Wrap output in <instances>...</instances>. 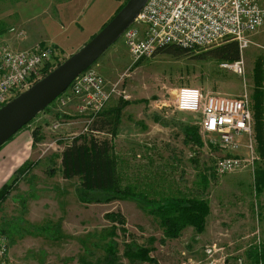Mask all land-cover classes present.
<instances>
[{
  "label": "rangeland",
  "instance_id": "1",
  "mask_svg": "<svg viewBox=\"0 0 264 264\" xmlns=\"http://www.w3.org/2000/svg\"><path fill=\"white\" fill-rule=\"evenodd\" d=\"M24 1L0 0V22L4 23L0 41L8 45L7 35L16 37L8 31L11 26L18 27L16 6ZM117 1L118 5L125 2ZM214 46L188 49L178 55L157 51L132 62L119 37L96 61L108 53H113L114 59L105 61L101 68L92 65L107 86H115L99 112L78 110L79 116L62 113L71 99L82 103L72 95L60 104L67 88L42 109L60 113L63 121L79 119L73 122L72 130H47L44 144L36 145L37 151L42 149L43 156L49 157L48 166L41 164L33 175L22 177L25 164L4 183L11 188L0 202V231L7 240L9 264H254L252 251L264 247L263 194L255 191L253 183L261 160L255 140V158L250 165L217 175L214 161L229 154L211 143L217 139L215 135L198 131L195 115L176 111L172 102L179 88L195 87L203 93L226 96L245 93L251 106L253 91L259 89L264 110V26L249 36L248 45L239 54L241 74L228 66L232 62L207 57ZM57 60L63 59L43 64L41 77L54 66L47 71L44 67ZM255 69L260 71L259 79L255 78ZM123 100L127 102L120 107L115 134H91L111 138L118 184L129 186L148 200H105L107 194L94 192L98 201H81L77 196L79 178L61 176L56 154L72 137L84 134L92 119L106 115ZM187 126L196 129L202 146L186 138ZM237 140L242 143L238 154L247 157L246 137ZM167 196L205 199L208 213L202 231L185 226L176 237L165 236L164 226L149 210L157 205L154 201ZM116 214L122 217L121 222ZM135 247L146 249L154 261L129 260L123 251Z\"/></svg>",
  "mask_w": 264,
  "mask_h": 264
},
{
  "label": "built area",
  "instance_id": "2",
  "mask_svg": "<svg viewBox=\"0 0 264 264\" xmlns=\"http://www.w3.org/2000/svg\"><path fill=\"white\" fill-rule=\"evenodd\" d=\"M263 26L264 0H146L120 37L135 62L166 45L198 49L232 40L240 53L248 45L249 36ZM8 31L16 38L25 34L22 28L15 26L9 27ZM52 55L53 49L49 45L37 44L15 50L0 41V106L37 81L42 75L43 64L50 61ZM228 66L238 74L243 72L240 59ZM114 91L115 86H107L91 66L70 81L61 95L60 104L65 103L68 96L75 95L82 99L78 106L80 112L95 114ZM172 105L176 111L195 115L198 131L215 135L217 139L211 143L221 149L236 150L238 137H246L244 145L248 156H220L213 163L217 175L241 170L251 164L255 158L252 117L245 93L226 96L203 93L195 87H181ZM7 252V240L0 231V264H9Z\"/></svg>",
  "mask_w": 264,
  "mask_h": 264
},
{
  "label": "trees",
  "instance_id": "3",
  "mask_svg": "<svg viewBox=\"0 0 264 264\" xmlns=\"http://www.w3.org/2000/svg\"><path fill=\"white\" fill-rule=\"evenodd\" d=\"M117 6L114 13L120 8ZM113 13V14H114ZM4 29V23L0 22V31ZM188 49L175 45H166L157 51L169 54H182ZM155 51V52H157ZM239 50L235 41L222 42L207 51V57L222 61L233 62L239 59ZM64 59V58H62ZM52 60V59H51ZM61 60L48 64L43 71L57 65ZM255 78L259 79L260 71L255 69ZM262 92L257 89L252 95L253 130L256 141V148L260 155V165L255 168L253 177L254 189L264 195V133L261 115L263 111ZM127 101L123 100L117 106L109 110V113L99 114L87 125L84 134L72 137L68 144H65L59 153L60 174L63 178L77 176L79 183L77 187L78 199L81 201H98L92 194L101 192L107 194L105 200L114 197H134L147 201L143 195L136 193L129 186L121 187L117 181L116 162L111 150V138L96 137L91 134L95 132H107L110 136L115 134L117 118L120 107ZM193 132V134H192ZM90 133V134H88ZM184 135L195 144L200 145L194 127H184ZM16 178L12 179L15 182ZM11 187L3 184L0 187V202L7 196ZM152 201V200H151ZM153 202V201H152ZM157 205L149 210V213L158 217L159 222L164 226L163 234L169 238L176 237L185 226H191L195 232H200L204 226L205 216L208 213L207 201L195 196H167L154 201ZM264 207V196L263 203ZM116 220L122 221V217L116 214ZM124 255L129 260H142L153 262V258L147 254V250L135 247L134 250L124 249ZM254 264H264V250L254 249L252 251ZM260 262V263H259Z\"/></svg>",
  "mask_w": 264,
  "mask_h": 264
},
{
  "label": "crops",
  "instance_id": "4",
  "mask_svg": "<svg viewBox=\"0 0 264 264\" xmlns=\"http://www.w3.org/2000/svg\"><path fill=\"white\" fill-rule=\"evenodd\" d=\"M117 6V0H25L19 7L16 6L18 16L16 25L22 28L25 34L22 38H16L8 33L9 46L13 49H24L37 44L49 45L53 49V55L48 62L51 63L59 57L62 59L76 51L96 33L113 15ZM111 59H114L113 53L110 55L108 53L102 60L96 61L93 66L101 68L105 61ZM78 106V101L73 98L64 106L62 113L69 115L74 112L73 116H79ZM263 114L264 110L261 115L262 121ZM59 115L60 113H52L49 109L40 111L27 125L17 130L0 145V187L25 164L26 169L22 171V177L33 175L41 164L44 167L48 166L49 157L43 156L42 149L37 151L36 145L44 144L43 140L47 130L52 132L72 130V125L79 119L76 117L63 121L60 120ZM251 115H253L252 109ZM52 124H55V127ZM251 128V134L253 133L254 137L253 122ZM209 134L212 135V133ZM252 140L254 142L255 138ZM241 141L242 139L239 138V142ZM239 148L234 151L219 150L229 155H239ZM207 149L210 150L209 147ZM56 158L59 166V153L56 154ZM259 165L260 163L256 166ZM16 177L18 180L19 176Z\"/></svg>",
  "mask_w": 264,
  "mask_h": 264
},
{
  "label": "water",
  "instance_id": "5",
  "mask_svg": "<svg viewBox=\"0 0 264 264\" xmlns=\"http://www.w3.org/2000/svg\"><path fill=\"white\" fill-rule=\"evenodd\" d=\"M145 1L125 0L100 29L76 51L0 106V145L60 95L77 74L91 67L120 37Z\"/></svg>",
  "mask_w": 264,
  "mask_h": 264
}]
</instances>
